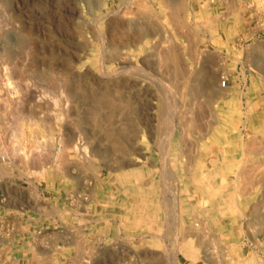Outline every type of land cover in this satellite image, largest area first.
<instances>
[{
	"label": "rangeland",
	"instance_id": "rangeland-1",
	"mask_svg": "<svg viewBox=\"0 0 264 264\" xmlns=\"http://www.w3.org/2000/svg\"><path fill=\"white\" fill-rule=\"evenodd\" d=\"M255 189L264 0H0V264H234Z\"/></svg>",
	"mask_w": 264,
	"mask_h": 264
},
{
	"label": "crops",
	"instance_id": "crops-1",
	"mask_svg": "<svg viewBox=\"0 0 264 264\" xmlns=\"http://www.w3.org/2000/svg\"><path fill=\"white\" fill-rule=\"evenodd\" d=\"M249 194L250 213L247 220L242 216L243 207L236 206L239 211L234 220L236 233L235 239H231L236 253L234 264H264V190L255 189ZM244 224L246 230H243ZM240 229L243 230L241 233ZM214 264H217L216 261Z\"/></svg>",
	"mask_w": 264,
	"mask_h": 264
},
{
	"label": "bare ground",
	"instance_id": "bare-ground-1",
	"mask_svg": "<svg viewBox=\"0 0 264 264\" xmlns=\"http://www.w3.org/2000/svg\"><path fill=\"white\" fill-rule=\"evenodd\" d=\"M98 19V18H97ZM94 22V21H93ZM146 24V23H145ZM91 25V24H90ZM93 25V24H92ZM104 37V36H103ZM111 40V39H110ZM110 40H108V41H110ZM103 43V42H102ZM111 43V42H110ZM114 43V42H113ZM108 44V43H107ZM123 44V43H122ZM111 45V44H110ZM105 46V45H104ZM132 46V45H131ZM134 46V45H133ZM102 51V50H101ZM101 54H103V52H101ZM115 56V55H114ZM130 66V65H129ZM138 67V66H137ZM136 67V68H137ZM131 68V67H130ZM104 74V73H103ZM107 76V75H106ZM226 85V84H225ZM51 136V135H50ZM53 136V135H52ZM52 141H54L55 142V139H54V137L52 138ZM85 149V148H84ZM60 151H62V149L60 150ZM120 177V175L119 174H117V179H120L119 178ZM36 202L37 201H35L34 203H32V201L31 200H26V203H28V204H33V206L35 207V206H37L38 205V203L36 204ZM32 206V205H31ZM166 209V208H165ZM149 212L151 213L152 212V210H149ZM59 212H56L55 210H54V208H52L51 209V214L49 215V217H52V220H50L49 221V223H50V225L49 226H53V225H55V223H54V221L56 222V221H58V223H61V224H63V225H65V222L61 219V218H57L56 216H57V214H58ZM148 213V212H147ZM142 216V215H141ZM143 216H145V215H143ZM167 217H168V215H166ZM38 220H40V218L38 219ZM42 220V219H41ZM38 228V227H37ZM47 230V229H46ZM118 232V231H117ZM44 233V232H43ZM45 236V235H44ZM164 238V237H163ZM41 244V243H40ZM95 263V262H94ZM97 263V262H96Z\"/></svg>",
	"mask_w": 264,
	"mask_h": 264
},
{
	"label": "clouds",
	"instance_id": "clouds-1",
	"mask_svg": "<svg viewBox=\"0 0 264 264\" xmlns=\"http://www.w3.org/2000/svg\"><path fill=\"white\" fill-rule=\"evenodd\" d=\"M2 71L4 72H7V73H10L11 69H10V66L8 64H4L2 66ZM5 86L8 88V89H15V84H14V81L12 80V78L10 77V75H8V78L7 80L5 81ZM61 95H64L63 93H61ZM53 103L55 105H57V107L59 106V100H53Z\"/></svg>",
	"mask_w": 264,
	"mask_h": 264
},
{
	"label": "built area",
	"instance_id": "built-area-1",
	"mask_svg": "<svg viewBox=\"0 0 264 264\" xmlns=\"http://www.w3.org/2000/svg\"><path fill=\"white\" fill-rule=\"evenodd\" d=\"M200 1H201V2H202V1H203V2H204V1H209L211 4H212V3H215V0H200Z\"/></svg>",
	"mask_w": 264,
	"mask_h": 264
}]
</instances>
